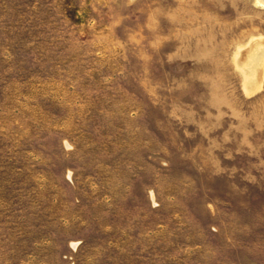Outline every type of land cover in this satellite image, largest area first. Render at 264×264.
Wrapping results in <instances>:
<instances>
[{
  "label": "rangeland",
  "instance_id": "rangeland-1",
  "mask_svg": "<svg viewBox=\"0 0 264 264\" xmlns=\"http://www.w3.org/2000/svg\"><path fill=\"white\" fill-rule=\"evenodd\" d=\"M0 264H264V0H0Z\"/></svg>",
  "mask_w": 264,
  "mask_h": 264
}]
</instances>
